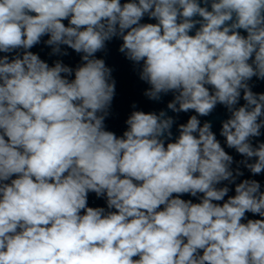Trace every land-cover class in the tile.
I'll return each instance as SVG.
<instances>
[{
	"label": "clouds",
	"instance_id": "1",
	"mask_svg": "<svg viewBox=\"0 0 264 264\" xmlns=\"http://www.w3.org/2000/svg\"><path fill=\"white\" fill-rule=\"evenodd\" d=\"M0 264H264V0H0Z\"/></svg>",
	"mask_w": 264,
	"mask_h": 264
}]
</instances>
